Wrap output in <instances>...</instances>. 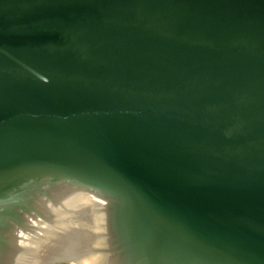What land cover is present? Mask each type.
I'll list each match as a JSON object with an SVG mask.
<instances>
[{"label":"water","instance_id":"water-1","mask_svg":"<svg viewBox=\"0 0 264 264\" xmlns=\"http://www.w3.org/2000/svg\"><path fill=\"white\" fill-rule=\"evenodd\" d=\"M264 264V0H0V264Z\"/></svg>","mask_w":264,"mask_h":264},{"label":"trees","instance_id":"trees-1","mask_svg":"<svg viewBox=\"0 0 264 264\" xmlns=\"http://www.w3.org/2000/svg\"><path fill=\"white\" fill-rule=\"evenodd\" d=\"M61 264H70V263H68V262H64V263H61Z\"/></svg>","mask_w":264,"mask_h":264},{"label":"flooded vegetation","instance_id":"flooded-vegetation-1","mask_svg":"<svg viewBox=\"0 0 264 264\" xmlns=\"http://www.w3.org/2000/svg\"><path fill=\"white\" fill-rule=\"evenodd\" d=\"M61 264V263H60Z\"/></svg>","mask_w":264,"mask_h":264}]
</instances>
